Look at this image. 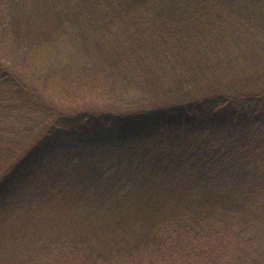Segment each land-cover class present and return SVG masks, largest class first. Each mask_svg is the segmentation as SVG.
Listing matches in <instances>:
<instances>
[{"label":"trees","instance_id":"obj_1","mask_svg":"<svg viewBox=\"0 0 264 264\" xmlns=\"http://www.w3.org/2000/svg\"><path fill=\"white\" fill-rule=\"evenodd\" d=\"M57 40L79 55L31 66ZM249 55L264 0H0V214L70 209L0 264H264V79L194 91Z\"/></svg>","mask_w":264,"mask_h":264},{"label":"rangeland","instance_id":"obj_2","mask_svg":"<svg viewBox=\"0 0 264 264\" xmlns=\"http://www.w3.org/2000/svg\"><path fill=\"white\" fill-rule=\"evenodd\" d=\"M42 49L33 57L31 66L39 68L51 59L67 58L69 55H79L80 46L75 43L60 40L47 43L42 41ZM170 71V70H169ZM166 70L136 73L133 77L124 79L122 89L127 95L137 97L156 88L173 85L180 77L177 73ZM264 79V58L261 56L239 57L232 61L228 69L218 71L195 86L198 93L215 91L235 92L248 91L260 84ZM154 88V89H153ZM237 89V90H236ZM150 99V98H149ZM31 191H24L18 202L10 203L0 214V263L6 261L13 253L30 241H41L47 235L56 234L68 219V207L52 205L41 208L28 203Z\"/></svg>","mask_w":264,"mask_h":264}]
</instances>
